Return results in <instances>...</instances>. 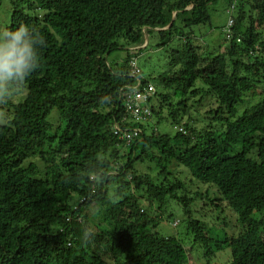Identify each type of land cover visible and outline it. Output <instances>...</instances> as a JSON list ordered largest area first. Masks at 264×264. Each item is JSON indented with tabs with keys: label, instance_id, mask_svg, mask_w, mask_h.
<instances>
[{
	"label": "trees",
	"instance_id": "trees-1",
	"mask_svg": "<svg viewBox=\"0 0 264 264\" xmlns=\"http://www.w3.org/2000/svg\"><path fill=\"white\" fill-rule=\"evenodd\" d=\"M218 1H11L6 30L26 25L42 44L40 67L17 87L26 95L9 103L0 122V264H108L105 257L114 264H187L191 253L181 241L155 231V211L171 199L182 205L203 258L228 248L231 264H264V98L237 111L264 81V0H237L225 51L203 56L192 31L210 23L208 10ZM222 1L227 11L233 0ZM155 29L160 44L183 41L167 71L141 81L155 87L152 118L126 145L115 124L123 118V95L140 78L130 74L129 52L121 67L107 59L123 49L119 37L142 47ZM203 93L215 99L205 117L216 127L200 131L183 117L188 101ZM161 123L181 127L170 136L158 133ZM143 164L145 173L137 168ZM176 167L214 189L218 198L209 187L204 194L209 202H226L242 226L236 238L217 242L191 218L192 199ZM111 185L116 192L132 186L138 196L104 207ZM90 206L101 217L94 227L85 215Z\"/></svg>",
	"mask_w": 264,
	"mask_h": 264
},
{
	"label": "rangeland",
	"instance_id": "rangeland-1",
	"mask_svg": "<svg viewBox=\"0 0 264 264\" xmlns=\"http://www.w3.org/2000/svg\"><path fill=\"white\" fill-rule=\"evenodd\" d=\"M11 1L12 0H0V32L6 31V27L10 23L11 12L14 6ZM225 10L226 7L224 2L219 0L208 10L210 23L195 27L192 31L193 33L191 39L199 48V51L203 56L223 53L228 45V39H226V26L229 15ZM234 13L232 14L233 17ZM143 41L142 47H134L131 43H128L122 37H119L116 42L118 45L122 46L123 49L117 50L108 57L107 61L109 65L113 68L121 67L124 65L126 53L129 52L130 54L132 51V56L135 57L136 65L141 72L140 76L151 80V78L157 77L169 69L171 51L180 47L183 38H173L170 43L163 45L160 44L158 31L155 29L145 34ZM256 86L258 87L254 94L249 93L246 97H244L243 103L237 108L238 114H240L246 107L256 103L259 99L264 98V81L258 83ZM196 87L200 88L199 90L206 89L201 86L200 82H197ZM25 95L26 91L24 88H16L13 95L9 96L7 99H0V122H3V118L9 115V103L16 104L21 101ZM201 97L202 101L196 102ZM187 107V114L183 117V122H188L190 126H193L200 131L209 125L216 127L213 120L205 117V115L208 117L210 116V114L206 113L207 111L216 108L215 99L212 98L210 94H198L197 97L188 101ZM52 118L53 120H57L56 113L52 115ZM180 127L181 126H172L168 123H161L156 126V129L160 134H169L172 136ZM32 161L36 160L32 159ZM150 166L151 171H149V173L155 177L157 171L154 169L153 165ZM137 168L141 172L145 173L147 165H137ZM175 173V176L180 178L183 181L184 186H186L185 193L187 197L192 199L189 206L191 218L197 219L205 225L206 234L208 236H210L213 240L220 242L225 238H236L242 232V226L238 222L236 214L227 206L226 202L218 199L209 202L205 198L204 194L208 187L210 197L218 198L212 193V191H214L213 188H210L208 184H203L195 180L192 181L189 173L183 167H176ZM131 187L132 186L128 189L124 186V191L121 190V192H116V185H111L108 189V199L105 202L106 204L104 207L108 206V202H114L119 205L120 200H122L127 194H133L136 196L137 193L134 192ZM197 193L201 194L202 197H196L195 194ZM144 202L146 203L144 199L140 198V209L144 208L142 206V204L144 205ZM126 208V204H122L119 206L118 210L122 209L124 212ZM97 210L98 208L96 209L94 206H90L85 211V215L88 216V220L91 223L90 227H94L101 222V217L97 215ZM155 213H157L160 218L158 226L155 230L156 233L165 238L175 237L180 240L184 247L190 251V260L193 263L231 264V253L228 248L223 251L216 252L214 256L208 259L203 258V249L199 244H196L193 241L192 235H190V232L187 231V220L184 216L182 205L176 200H168L165 207L160 212L155 211ZM103 214L102 210L100 215L102 216ZM254 218H260V216L255 213ZM80 222L82 221L80 220ZM173 223H176V226H172ZM259 235L262 237L264 236V229L260 230ZM105 261L108 264H114L109 257H105Z\"/></svg>",
	"mask_w": 264,
	"mask_h": 264
},
{
	"label": "clouds",
	"instance_id": "clouds-1",
	"mask_svg": "<svg viewBox=\"0 0 264 264\" xmlns=\"http://www.w3.org/2000/svg\"><path fill=\"white\" fill-rule=\"evenodd\" d=\"M41 44L35 31L26 25L0 32V99L13 95L40 67Z\"/></svg>",
	"mask_w": 264,
	"mask_h": 264
},
{
	"label": "built area",
	"instance_id": "built-area-1",
	"mask_svg": "<svg viewBox=\"0 0 264 264\" xmlns=\"http://www.w3.org/2000/svg\"><path fill=\"white\" fill-rule=\"evenodd\" d=\"M237 0H233L231 6L226 11L229 15V19L226 26V38H231V29L233 26V16L235 11ZM132 54V53H131ZM129 71L134 77L138 76L140 81L138 85L125 93L122 98L123 103V118L115 124L114 134L118 140L125 142L128 145L130 142L139 138L142 125L151 121V107L149 100L153 98L155 94V87L152 83L142 84L143 78L140 76L141 72L136 65L135 57H131L129 60ZM137 125V126H135ZM95 177L91 180L94 181ZM172 226H176L173 223ZM187 264H195L193 262H187Z\"/></svg>",
	"mask_w": 264,
	"mask_h": 264
}]
</instances>
